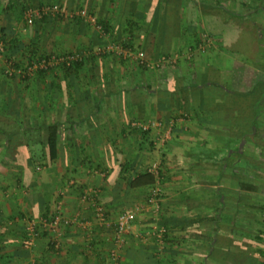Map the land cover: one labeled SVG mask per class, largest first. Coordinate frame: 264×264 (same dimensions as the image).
Instances as JSON below:
<instances>
[{
  "label": "crops",
  "instance_id": "obj_1",
  "mask_svg": "<svg viewBox=\"0 0 264 264\" xmlns=\"http://www.w3.org/2000/svg\"><path fill=\"white\" fill-rule=\"evenodd\" d=\"M83 2L99 11L116 45L145 50L150 60L173 56L164 83L155 86L153 75L147 79L149 72L137 66L128 72L127 60L116 75L110 67L116 62L86 52L105 41L74 24L57 26L62 16L41 12L55 4L74 9ZM239 35L246 37L240 48L246 58L230 46ZM0 37L6 42L0 57V264H100L109 225L95 219L94 202L105 210L149 203L155 176L153 183L128 184L130 177L150 173L154 166L161 176L159 208L166 210L160 224L167 222L173 240L168 264H225V254L228 264L257 255L261 264L264 0H0ZM77 49L84 53L82 65L69 73L59 67L26 78L4 72L12 59L25 64L36 56ZM129 77L135 81L127 87ZM134 115L157 117L165 128L154 127L155 134L144 136L130 125ZM245 117L254 120L252 139L239 140L237 119L243 123ZM170 121L174 137L155 158L156 131L167 130ZM51 125L58 142L53 160L45 147ZM31 143L36 156L29 151ZM225 145L231 153L221 150ZM72 178L77 184L67 189L64 184ZM245 179L252 189L241 188ZM86 187L96 197L91 199L89 190L85 196ZM58 206L66 215L80 216L79 223L63 229L61 253L51 247L53 232L46 230L24 248L25 217L51 215ZM226 210L235 217L232 227L247 223L250 234L227 232L230 225L220 218ZM214 215L215 222L207 220ZM150 218L143 225L136 220L143 232L157 220ZM235 239L241 247L252 243L251 251L230 253ZM193 247L198 250H189ZM209 248L220 261L209 256Z\"/></svg>",
  "mask_w": 264,
  "mask_h": 264
},
{
  "label": "rangeland",
  "instance_id": "obj_2",
  "mask_svg": "<svg viewBox=\"0 0 264 264\" xmlns=\"http://www.w3.org/2000/svg\"><path fill=\"white\" fill-rule=\"evenodd\" d=\"M213 2H216V0H213ZM55 5H59V4H55ZM54 5H50V7H53ZM60 7H61V9H63L64 10V12H65V16H62V18L58 21L59 23L58 24H56L57 26L58 25H64V26H67V25H77L78 27H81V28H86L85 30L88 32V33H90L91 32V34H92V36L93 37H95L96 36V38H99L100 40H103V41H105V42H103V43H101L100 42V44L98 43V45H97V47H95V48H92V49H88L86 52L87 53H91L92 54V56H94V57H100V58H106V60L108 61V62H111V64L112 63H114V62H116V63H118L119 65L117 66V68H115L116 67V63L113 65V66H110L111 68H112V70H114L115 71V73H116V75H117V73H118V71L121 69V68H123V64H124V62L123 61H125V60H127V62H128V67H127V70H128V72H131V71H133V69H135V66H137L138 68H143V69H145V71H148L149 73H148V78L147 79H152L151 77H152V75H153V80H155V83H154V85L155 86H157L158 87V85L159 84H162V83H164V81H165V78L163 79L162 78V75L164 74V71L166 72V66H168L170 63L166 60V61H164V62H160V65L159 66H156L155 64H156V62H158L163 56H165V57H172L173 58V56H167V54H161L158 58H155V59H149L148 57H149V55H148V52L147 51H143V50H141V49H132V48H124V47H120L119 45L120 44H118V45H116L115 43H114V40L113 39H110V35L107 33V29H108V27L106 28V26H104V24H103V22H104V20L102 19V17L100 16V14H99V11L98 10H96V9H93L92 8V6H91V4L89 3H87V2H83V3H80V5L79 6H75V8L73 9H68V8H66V6H64V4L62 5H59ZM47 7V6H46ZM63 7V8H62ZM81 9H86L88 12H90L92 15H94L96 18H97V25H93V24H91V23H88V22H86V21H84V20H77V18L76 17H71L70 15H71V13H74L75 11H77V10H81ZM242 10V9H241ZM246 11V10H245ZM243 12V11H242ZM245 13V12H244ZM41 13H39V15H40ZM39 15H38V17L37 18H34V19H36V20H39ZM44 15H47V14H44ZM41 18V17H40ZM28 20H30V21H35V20H33V16H29L28 18H27ZM79 19V18H78ZM51 25V24H50ZM98 26H102V29H104V31L105 32H103V31H101V29H99L98 28ZM90 34V35H91ZM91 37V36H90ZM103 38V39H102ZM113 38V37H112ZM240 38H241V40H240ZM0 39H2L1 37H0ZM243 39H246V37L245 36H241V35H239V37H237V38H235L234 40H233V42H232V44L230 45V46H235L236 48H237V53L238 54H241V55H244L245 56V58H246V55H245V51H242V50H240V48H243V43H244V41H243ZM99 40V41H100ZM240 40V41H239ZM92 41H94V40H91L90 42H92ZM79 47H80V45H82V43L79 41ZM5 44H6V42H5ZM108 45H116V47L114 48V49H110L109 50V47H108ZM262 48H264V45H262ZM143 52L144 53V58H145V60L144 61H142L140 58H139V56H138V53L139 52ZM236 52V51H235ZM81 54V57H83L84 55V53L83 52H81V50H79V49H77L76 51H74V52H65V53H62V52H59V51H55V52H53V53H50V55L48 54V55H45V56H47V57H50L51 55H56V54ZM132 54V55H129V54ZM4 55V54H3ZM2 55V56H3ZM2 56H0V57H2ZM45 56H40V57H37L36 56V59H33V60H42V59H44V57ZM114 57H116V58H114ZM13 60V59H12ZM33 60H28L25 64H22V63H18V62H16V70H18V69H22V71H24V73L26 72V71H29V68L30 67H32V61ZM14 61V60H13ZM8 63H9V61H7L6 62V64H7V66H6V68L8 67ZM132 64V65H131ZM67 65V64H66ZM152 65H154L153 67H152ZM56 67H59L58 69L61 71V72H67V69H66V67H64V64H60V65H58V66H56ZM119 67V68H118ZM5 68V69H6ZM53 68H55V67H53ZM52 68V69H53ZM162 68H163V72H162ZM5 69H4V72H5ZM117 69V70H116ZM51 70V69H50ZM66 70V71H65ZM123 71H125V69H123ZM151 71V72H150ZM33 73L32 74H26V75H24V77H23V75H21V74H19V73H16L15 75H13V76H18V77H22V78H26V77H29V76H31V75H35V74H37L38 73V70H34V71H32ZM67 73H69V71L67 72ZM6 74V73H5ZM9 76V75H8ZM132 81H135V78H134V80H133V78H130L129 77V80H128V83H127V87H130L129 85L131 84V82ZM144 81H147V80H144ZM151 83H153V81L151 82ZM119 85V84H118ZM122 87L124 88V87H126L124 84L122 85ZM130 99H128V101H129ZM117 101H118V99H117ZM113 102H114V99H113ZM113 104H115L116 106L118 105V103L116 104L115 102L113 103ZM129 105V104H128ZM130 106V105H129ZM152 120H157V117H155V118H148V119H146V118H141V117H138V116H131V119L129 120V122H130V125H131V123L133 122V121H139V122H141V123H149L150 121H152ZM159 121V120H158ZM175 123V122H174ZM134 130L135 131H139L142 135H143V132H142V130L141 129H139V128H136L135 129V127H134ZM154 132H153V134H155V130H154V128L152 129ZM151 130V131H152ZM138 132V133H139ZM158 134L156 135V137L159 139H156L155 141H154V150L156 151L155 153V158H157L158 157V155H159V157H161V155H163V153H164V151H165V149H167L168 148V146L166 145L167 144V141H169L168 139H171L172 137H174V130H172L171 131V133H170V138H167V141H165V143L164 144H161L160 146L158 145L159 144V142H160V139H161V137L164 135V133H165V130L163 131V130H158L157 129V131H156ZM164 132V133H163ZM154 140V139H153ZM153 140H151V141H153ZM35 142V140H32V143H34ZM31 143V144H32ZM29 145L28 147H29V151L31 152V153H35V156L38 154V152H36V149H37V146H35L34 144H32V145ZM86 149H88V147H85L83 150H86ZM242 149V148H241ZM3 150H4V148H3V146L2 145H0V155L1 154H3ZM138 150H140V148L138 147ZM157 156V157H156ZM2 164H3V162H2ZM0 165H1V161H0ZM71 180H73L74 181V183H73V185L72 186H68V188L67 189H70V188H72L73 186H75L76 184H77V182L75 181V179H69V180H67L66 182H65V184H64V187H67V185H69V182H71ZM88 187H86L85 189H86V193H87V191L89 190V189H87ZM61 194H62V192H61ZM85 195H87V194H85ZM150 196V195H149ZM92 199V198H91ZM136 205H138V204H134V205H130V206H126L127 208H132V207H135ZM140 206V210L138 211V215H137V219L136 220H138L139 219V221H140V224H147V223H149V222H144V221H146V219L145 218H147V219H149V221H151L150 219V217L151 216H153V217H157V220H153V224H150V226L148 227V226H145L144 227V229H145V231L143 232L141 229L142 228H140V224H138V221H135L136 222V225H137V227H136V225H135V228H132V230H131V232L128 234V236H127V240H126V243H125V245L119 250V252H120V257L116 260V261H112V259L110 258V250L114 247V234H115V221H116V218H117V214L121 211V210H117L118 208H115V209H112V210H105V212H106V216H107V220H106V222L104 223V224H108L109 226H108V238H109V241H108V243H107V245H106V252H104V254H102L101 256H102V259H101V263L100 264H106V262L107 263H109V264H128L126 261H125V255H124V253H125V251H126V249H128L129 247H141V246H143V247H148V248H150V247H153L154 245H156V247H153V249H154V251H155V253L157 254V256H158V259L160 260V264H168V262L170 261V257L169 256H172L171 255V250L173 249V242L172 241H169L166 237L164 238V234H163V238L162 239H160V240H157V235H156V233L160 230V229H165V231L163 232V233H166V230H167V228H166V226H165V224H160V222L164 219H166V215L164 214V212L166 211L165 209L164 210H161L160 208H158V209H155L154 207H152V205H151V203H150V201H149V203H147V204H145V205H143V204H141V205H139ZM159 206H160V204H159ZM93 208H95V206L93 205ZM30 216V215H29ZM29 216H27V217H25V218H28ZM67 216H69V215H67ZM75 216V215H74ZM34 217H39V216H34ZM73 217V216H72ZM76 217H78V219H80V216H76ZM95 217V219H96V216H94ZM23 220V219H22ZM80 222V221H79ZM144 222V223H143ZM166 223V222H165ZM24 224H25V220H24ZM241 226H240V228H245L246 230H249L250 232L252 231L251 230V228L249 227V224H247V223H243V222H241L240 221V223H239ZM66 227H69V226H60V231H61V238H62V234H63V229L64 228H66ZM253 229V228H252ZM136 230V231H135ZM135 231V232H134ZM238 231V230H237ZM154 232H155V234H154ZM227 232H229L230 233V231H228L227 230ZM241 232V231H240ZM25 236H24V238L23 239H26L25 237H26V230H25ZM223 234H225V233H223ZM241 234V233H240ZM250 234V233H249ZM226 235V234H225ZM60 238V239H61ZM182 240V239H181ZM61 241V247L62 248H64V242H63V240H60ZM36 242V241H35ZM35 242H34V244H35ZM172 242V243H171ZM181 242V241H180ZM183 242V241H182ZM179 244V243H178ZM177 244V245H178ZM223 244H228L227 242H223ZM231 245H230V247L228 248V250L230 251V253H231V251L232 250H236V251H251L250 250V245L252 244H250V243H246V245L245 246H242L241 247V242H237V240L235 239L234 240V242H231L230 243ZM229 245V244H228ZM22 246L25 248L26 246H25V244H24V242H22ZM32 247V246H31ZM250 247V248H249ZM27 248V247H26ZM30 248V247H29ZM62 248H61V250H60V252H56L57 254H60L61 253V251H62ZM182 249L181 250H183V247H181ZM252 249V248H251ZM189 250H192V251H197L198 249H195L194 247L193 248H190ZM105 251V250H104ZM248 251H247V254H248ZM246 253V252H245ZM247 254H244V256H246ZM262 257H263V259H262V262H261V264H264V251H262ZM231 257V256H230ZM230 259H232V261H236L237 260V258H235V257H231ZM243 261H245V262H247V259H246V257L245 258H243L242 257V259H240L239 261H238V263L239 264H241ZM12 263V262H11ZM235 263V262H234ZM12 264H14V263H12Z\"/></svg>",
  "mask_w": 264,
  "mask_h": 264
},
{
  "label": "built area",
  "instance_id": "obj_3",
  "mask_svg": "<svg viewBox=\"0 0 264 264\" xmlns=\"http://www.w3.org/2000/svg\"><path fill=\"white\" fill-rule=\"evenodd\" d=\"M42 13L48 14L51 12H54L56 15L65 16V12L59 5H54L53 7H46L45 9L41 10ZM71 17L81 18L82 20L91 23L93 25H97V18L92 15L90 12H88L86 9L77 10L74 13H71ZM101 31L105 32L104 29H102V26H98ZM6 44L3 40L0 39V56H2L5 52ZM112 49V47H109V50ZM129 55H132L131 53ZM139 58L144 61V53L141 51L138 53ZM82 59L81 54H54L50 57H45L42 60H33L32 67L29 68V71H22V69L16 70V62L11 60L8 63V67L5 69V73L9 76H13L16 73H19L21 75L26 74H32L34 70L38 69H52L53 67H56L60 64H67L70 65L72 62ZM168 61L170 64L175 62V59L172 57H165L163 56L158 62H156V66L160 65V62ZM154 65H152L153 67ZM132 127L139 128L144 132H150L152 128H158L163 127L165 128V124L162 121L158 120H152L149 123H141L139 121H133L131 123ZM173 121H170L169 127L167 130H165L164 135L161 137L159 146L161 144H164L165 141H167V138H170V133L172 131ZM149 172L155 176L156 184L155 187L151 190V194L149 196V201L155 209L159 208V201L161 197V185H160V172L157 167H151L149 169ZM74 183L73 180L69 182L68 186H72ZM63 193V192H62ZM96 191L94 189L89 190V195L92 197H96ZM87 194V193H85ZM88 197V194L85 195ZM94 214L96 218L101 221L102 223H105L107 220L105 208L101 204H96L94 202ZM140 210V206L136 205L132 208H124L117 214V218L115 221V234H114V247L110 250V258L112 261H116L120 257L119 250L125 245L127 236L131 232L133 225L137 219L138 211ZM79 219L76 216H67L60 208V206L57 207L56 211L49 215V217L39 216V217H28L25 218V230H26V241L25 244L26 247H31L36 239L40 236L41 232L43 230L51 231L53 232L52 237L50 238V244L52 248L56 252H60L61 250V231L60 226H72L77 223H79ZM165 229H160L156 235L157 240H160L163 238V232ZM155 234V232H154Z\"/></svg>",
  "mask_w": 264,
  "mask_h": 264
},
{
  "label": "trees",
  "instance_id": "obj_4",
  "mask_svg": "<svg viewBox=\"0 0 264 264\" xmlns=\"http://www.w3.org/2000/svg\"><path fill=\"white\" fill-rule=\"evenodd\" d=\"M103 24H104V26H106V28L109 26L105 22H103ZM1 40H3L5 42L4 39H1ZM5 51H6V49H5ZM4 54H5V52H4ZM82 61L83 60L80 59V60H77V61L72 62L70 65L64 64V67H66V69L68 71H71L73 69H76V68L80 67L82 65ZM45 70L46 69H38V73L45 72ZM227 116L228 115H225L223 117H225L227 119H231L230 115H229V117H227ZM239 119H241V118H239ZM239 119H237V123H239L238 125H240L241 128L237 132L238 133V135H236L237 138L239 140H242L243 138H245L246 140L252 139L251 133H252L253 130L251 128V126H252L251 123L254 120L251 121V120H249L248 117H245L244 118V122L242 123L241 121H239ZM249 123H250V128H244V124H247L249 126ZM142 132H143V135L144 136H147L148 135V132H144V131H142ZM228 144H230V142ZM45 147H46V149L48 151L50 160L51 159L52 160L55 159L56 156H57V153H58L57 129H56L55 126H52L51 125L49 127V132H48V135L46 137ZM226 148H227V145L223 146L221 150H227ZM234 149H235V147H234ZM236 149H238V147ZM212 151H213V153H215V149H213ZM227 153H231V152H229L227 150ZM229 159H231V156H230ZM223 164H225V166H226V164H229V160L226 161V162H223ZM246 165H248V163L241 164V167L240 168L241 169H246ZM250 165H251V168L252 169L255 168V165H253V164H250ZM138 182L139 183L140 182H142V183H144V182L153 183L154 182V177H153V175L151 173H148V172L147 173H144L142 175H138L137 177H134L133 179L130 177L129 178V184L128 185L129 186H133L135 183L137 184ZM240 185H241V188L242 189H252L254 187V185L251 182H249L247 179L241 180L240 181ZM227 212L228 211L226 210L225 213H222L221 216H220V218H222L221 221H223V222H225V223H227V224L230 225L228 227V231H230V233H231V230H233L235 232H238V231L240 232L241 231L240 233L246 232L248 234L249 231H246L245 228H243V229L241 228V230H240V226H239L238 229H234V227H232V224H233V222L235 220V217H234V215L230 214V212L229 213H227ZM41 216L49 217V214H45V215H41ZM29 217H31V216H29ZM207 220L215 222V220H217V217L214 215L211 219L208 218ZM202 221H203V219H200L196 224H201ZM164 224H165L166 228L168 229V226L169 225L167 224V222L164 223ZM181 228L182 229H185L184 227H181ZM164 235H165L164 238L166 237L169 241H172L173 242V240L170 239V236H169L170 233L167 232V230H166V233H164ZM60 238H61V236H60ZM153 247H156V245H154ZM153 247H150V248L143 247V246H141V247L140 246L139 247H129L128 249H126V251L124 253L126 262L128 264H160V260L158 259V256L155 253ZM226 255L227 254H225V257L222 259L223 260L222 262L225 263V264H228L227 261H226ZM209 256L211 258L217 260V261H220V260H218V259L215 258V250H213L211 248H209ZM258 257H259V255H257L255 259H253L252 257L251 258L247 257L248 260H249L248 261L249 263L247 262V264H251V263L252 264H256V262L258 261Z\"/></svg>",
  "mask_w": 264,
  "mask_h": 264
}]
</instances>
